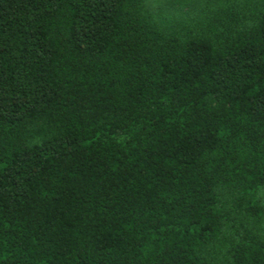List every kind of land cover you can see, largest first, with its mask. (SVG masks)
<instances>
[{
  "label": "trees",
  "instance_id": "16d2710c",
  "mask_svg": "<svg viewBox=\"0 0 264 264\" xmlns=\"http://www.w3.org/2000/svg\"><path fill=\"white\" fill-rule=\"evenodd\" d=\"M0 264H264V0H0Z\"/></svg>",
  "mask_w": 264,
  "mask_h": 264
}]
</instances>
